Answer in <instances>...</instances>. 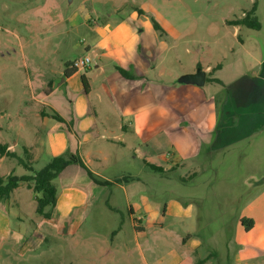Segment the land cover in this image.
<instances>
[{
    "label": "rangeland",
    "instance_id": "rangeland-1",
    "mask_svg": "<svg viewBox=\"0 0 264 264\" xmlns=\"http://www.w3.org/2000/svg\"><path fill=\"white\" fill-rule=\"evenodd\" d=\"M255 3L259 30L230 24L244 18ZM139 10L140 19H131ZM75 14L88 19L83 25L71 22ZM119 19L133 21L135 29L149 25L143 38H148L152 68L149 98L147 102L142 98L149 110L148 136L125 137L126 130L117 127L119 115L114 114L105 115L110 130L95 127V108L106 105L85 93L81 76L89 80L90 71L81 69L66 84L60 73L69 60L86 57L95 72L99 58L89 28L115 26L113 21ZM153 21L164 33L154 28ZM219 64L222 69L212 72ZM199 67L207 79L223 83L207 82L203 87L179 83L181 76ZM155 85L165 90H153ZM141 87L130 84L131 105L136 95L145 94ZM80 102L86 131L76 125V135L81 140L90 137L84 143L86 157L109 158L104 167L94 163L90 167L99 173L96 177L111 179L108 190L113 194L93 183L79 185L87 193L85 211L79 208L69 220L54 221L37 213L35 195L25 187L16 195L21 205L16 196L0 198V264H145L137 254L131 255L135 240L128 208L139 202L135 193L142 182L148 185L153 210L162 213L176 201L194 205L196 236L203 243L200 252L210 253V264H235L236 245L230 250L226 246L234 241L238 219L253 210L252 202L260 195L264 211V0H74L72 4L0 0V143L19 158L26 157L28 148L32 167L42 169L53 156L35 158L26 144L47 141L48 133H55L50 131L54 125L67 133L72 130L55 117L44 127L37 114L69 118ZM201 109L203 114L197 115ZM39 129L43 135L37 139ZM98 133L115 140L100 142ZM118 137L125 138V146ZM175 141L185 145V160L175 157ZM141 156L157 157L159 164L166 157L169 163L164 162V172L157 173L145 168ZM12 173L29 174L17 158L0 157V176ZM54 183L61 192L72 182L60 175ZM28 184L33 182H21ZM193 221L186 224L167 217L164 230L149 227V264H166L167 241L170 248L179 247L175 232L192 230ZM169 231L174 236H168ZM105 242L111 251H101ZM250 262L264 264V257Z\"/></svg>",
    "mask_w": 264,
    "mask_h": 264
},
{
    "label": "crops",
    "instance_id": "crops-1",
    "mask_svg": "<svg viewBox=\"0 0 264 264\" xmlns=\"http://www.w3.org/2000/svg\"><path fill=\"white\" fill-rule=\"evenodd\" d=\"M139 14L135 13L131 19L139 20L141 16V14ZM87 19L86 17L83 18V16H81L80 14H75L71 17V22H79V25H83ZM113 24H115V26L109 23L105 27L95 25L94 27L89 28L94 37L93 44L96 43L93 46L96 47L95 54L99 58V61L95 63V72L92 71L93 68L91 67L84 70L87 72L90 71L89 75H91L89 77V80L87 79V75H84V77L87 79L89 87V91H85V93L86 95L90 96L95 95L101 102H104V104L106 105V109L95 108V127L100 126L105 130H110L108 127L109 119L106 118L105 115L114 114L119 115L117 127L121 131L123 129L126 130L124 133L125 137L131 134L137 135L138 137H142L145 134L148 136L149 110L148 105H143L142 98L145 99L146 102L149 98V72L152 68V66H150L149 68L148 38H143L144 31L146 29V31L149 30V25L145 24L144 28L140 26L139 29H135L133 27V21L132 23H130L126 19H119L116 22L113 21ZM88 50H91V46H88ZM72 61L73 60H69L67 63L70 64ZM117 67H120L124 69L128 74L135 76V79H128L124 77L119 72ZM66 69L67 66L65 67V69H63V71H60V73L64 75ZM72 70L73 69L69 67V71L71 72ZM80 71L83 70H78L70 77H65L64 75L63 83L66 84L67 82L74 79ZM135 82L139 83L142 86L141 88L142 90H145V94L136 95V101L135 103H133V105H131L132 95L130 93V84ZM164 87L165 86L162 85H155V87H153V90L155 89L161 92L165 90ZM168 87L170 89L174 87L175 91L178 89L175 84H169ZM137 99L139 100V102L137 101ZM125 100H129V103L127 102L126 105H124ZM24 104L26 106H29L30 103L24 102ZM200 114H203V109H201L200 113H197V115ZM37 115L43 126L50 119L54 118L52 114H42L41 112H39ZM85 116L86 113L84 102H80L77 104L74 111H72L69 118L60 116L62 118V121L59 122L61 124H66L67 128L70 127V129L72 130L70 131L71 133H67L66 131H64V128L60 130V127L58 125H54V127L51 128L50 131L55 133H51V135H49L48 133V136H46L47 141L41 140L42 143H40V145L36 143L35 146H33L32 144H26L27 147L32 148V153L35 158L39 155H52L53 157H57L66 153L76 155L81 161L84 162V164L92 172L94 177L102 182V184L96 183L90 177L87 170L81 166L77 159H75L61 173V175H65L68 180H71L72 183L69 186L66 185V187L61 192L58 191L57 205L53 210L52 218L50 219L51 221H54L58 218L61 220H69L74 213L73 211L76 210L77 212L78 210H80L79 208H81V211H85L87 193L81 187H79V185L89 186L91 185V183H93L100 188L107 189L110 195L113 194L112 189L108 190V187H110V185L112 184L111 179H109L108 177H96L100 176L99 173L94 172L90 167V165L93 163L95 165L104 167L105 164H107L106 161H109V158L91 154H88L86 157L84 152V143H86L85 141H90V137L86 136L84 140H81L76 135V125L83 131H86L85 129H83L82 124V122L85 121ZM124 116L134 117L133 119L129 120V118H126ZM126 122H129V125L123 127L125 126L123 124H125ZM41 135H43L42 131L40 129L37 130L35 133L37 139H40ZM96 138L100 142L104 140H115L114 138L109 139L110 137H104V135L99 133ZM118 140H120L121 144L125 146L126 142L124 137H118ZM184 146L185 145H183L182 143L176 141L175 145L172 146L177 152L175 154V157L181 160H185L183 158L188 156V152L183 148ZM156 158H146L143 156L140 157L144 165L145 162H148L162 167L164 166V162H168L165 160L166 157L164 158V161L163 158H160V162L163 161V163L161 162L159 164L157 162L158 159ZM145 168L148 167L145 165ZM108 183L110 185H108ZM24 187L33 192V190L30 189L28 185L22 186L20 184L19 187L15 189L11 194V197L16 196L17 193ZM135 194L139 198V202L135 204L129 203L128 206L129 212L131 214L132 226L134 229L135 248L131 251V255L133 257H135L137 254L140 258V261L142 260V262H144L145 264H149V227H159L161 230H164L167 217H172L174 219H178L182 223H184L188 219L194 221L192 230L185 229L186 233L185 231H183L182 233L175 232L176 235L174 239L176 240L175 242H177L179 247L173 246V248H170V246L168 245L170 244V242L167 241L169 250L166 253V264H210V258L212 257L210 253L203 255V252H200L203 243L199 239V237L196 236L197 222H195L194 205L182 204L176 201L170 205H166L161 213L149 207V188L147 184L144 185V183L142 182ZM262 196L263 195H260L256 200L252 202L253 204L251 207H253V210H248L247 213L245 212L242 216H240L235 229L234 241H229V244L226 246L227 250H230L233 247V243L236 245L237 251L235 256V264H253L250 262V260H259L260 258L264 257V211H261L263 204L261 200ZM16 204H22L17 200V196ZM244 217L254 220L255 224L252 230L246 231L242 226L240 221ZM185 223L187 224V222ZM120 230H118V232ZM116 233L117 232H115L114 235ZM167 235L174 236L172 231H169ZM111 247V245L109 246V244L105 242L104 246L101 247V251L109 252L111 251Z\"/></svg>",
    "mask_w": 264,
    "mask_h": 264
},
{
    "label": "trees",
    "instance_id": "trees-1",
    "mask_svg": "<svg viewBox=\"0 0 264 264\" xmlns=\"http://www.w3.org/2000/svg\"><path fill=\"white\" fill-rule=\"evenodd\" d=\"M257 5L254 4L253 8L244 16V18L235 20L230 22L231 25L234 26H245L247 28L259 30L261 28V24L256 15ZM139 13L143 12L139 10ZM153 26L157 31L164 33L162 27L155 21H153ZM67 69L65 70V77H70L78 70L73 69L71 72L69 71L70 64H66ZM119 72L128 79H135V76L128 74L124 69L117 67ZM222 65L219 64L215 68H213L212 72L216 70H221ZM207 82L222 84L223 82L218 78H208ZM82 84L83 88L86 92L89 91L87 79L82 76ZM58 121H62V118L58 114H54ZM26 153L25 158H19L14 152L9 150V146L7 144L0 143V157H10L17 158L19 163L25 168L29 174L23 176H15L13 173L8 176H0V198L1 199H10L11 194L15 189L19 187L21 182H33V185L28 184V187L33 190L36 195L37 201V213L42 216L45 220H50L52 218L53 210L57 205L58 200V188L55 185L54 181L61 175V173L75 160L84 167L90 177L98 184H102L99 180H97L92 172L87 168L83 161H81L76 155L73 154H63L57 157H53L42 169L35 170L32 167L31 158H30V150L28 148L24 149ZM145 165L150 168L152 171L157 173L164 172V169L160 166L145 162ZM241 224L245 228L246 231H250L254 227V220L249 218H242Z\"/></svg>",
    "mask_w": 264,
    "mask_h": 264
},
{
    "label": "water",
    "instance_id": "water-1",
    "mask_svg": "<svg viewBox=\"0 0 264 264\" xmlns=\"http://www.w3.org/2000/svg\"><path fill=\"white\" fill-rule=\"evenodd\" d=\"M67 1L69 4L74 2V0ZM179 83L203 87L207 83V72L202 67H199L196 72L181 76L179 78Z\"/></svg>",
    "mask_w": 264,
    "mask_h": 264
},
{
    "label": "built area",
    "instance_id": "built-area-1",
    "mask_svg": "<svg viewBox=\"0 0 264 264\" xmlns=\"http://www.w3.org/2000/svg\"><path fill=\"white\" fill-rule=\"evenodd\" d=\"M92 64V60L89 57H86L84 59H77L70 63V67L72 69L81 70V69H87L90 68Z\"/></svg>",
    "mask_w": 264,
    "mask_h": 264
}]
</instances>
